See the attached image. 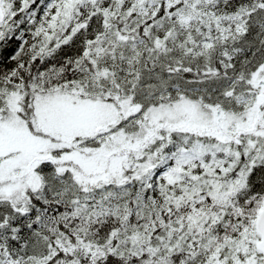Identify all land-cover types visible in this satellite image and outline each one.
<instances>
[{
    "label": "snow or ice",
    "instance_id": "1",
    "mask_svg": "<svg viewBox=\"0 0 264 264\" xmlns=\"http://www.w3.org/2000/svg\"><path fill=\"white\" fill-rule=\"evenodd\" d=\"M0 264H264V0H0Z\"/></svg>",
    "mask_w": 264,
    "mask_h": 264
}]
</instances>
